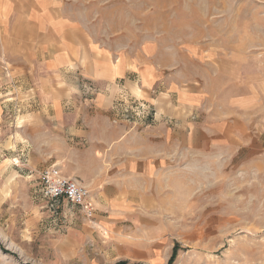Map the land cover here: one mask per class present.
<instances>
[{"label":"rangeland","instance_id":"374dc122","mask_svg":"<svg viewBox=\"0 0 264 264\" xmlns=\"http://www.w3.org/2000/svg\"><path fill=\"white\" fill-rule=\"evenodd\" d=\"M121 154L162 168L122 212ZM51 166L91 218L51 206ZM175 244L174 264H264V0H0V264H168Z\"/></svg>","mask_w":264,"mask_h":264},{"label":"crops","instance_id":"0c3cea01","mask_svg":"<svg viewBox=\"0 0 264 264\" xmlns=\"http://www.w3.org/2000/svg\"><path fill=\"white\" fill-rule=\"evenodd\" d=\"M111 69L113 72H118V73H123L125 70L124 67L123 68L120 67L119 69L116 70L115 66H111ZM50 111L54 112L53 114H56V113L61 114L60 109L58 110L50 109ZM97 113L101 114V112L98 109H97ZM91 130H92V127L87 132L83 131V126H81L80 129L77 130V132H79L80 134L78 136H80L81 139L83 140L84 137L86 138L88 136H91ZM107 137L108 136L105 135V136H102L101 139L100 138L96 139L97 147H100L101 149H105L107 147H113L115 144V141H114L115 138L112 137L110 138V141H106ZM193 139H198V136L197 137L195 136V138L193 137ZM64 144L65 143L63 142V145ZM177 144L178 142H176V146ZM200 145L201 144L198 143V141H195L192 144V149L198 150L201 147ZM180 147H183V144H181ZM116 156L119 159H116L117 158ZM123 156L124 154L113 155V157H111L113 158V161H116L118 163L116 167V169L118 168V172H117L118 175H117V179H115L114 182L110 183L111 188L113 190L110 192H108L107 190L105 191V196L111 202L112 206H117L116 210L121 211V212L124 209H126L128 205H130V207L138 206V205L141 206L137 198H135L134 200L131 199L130 201L127 199L126 201V198H124V196L126 194H129V195H133V196L135 195L138 197L139 195L145 193V186L147 185V183H149V181L151 180V177L153 175H161V169H162L160 161H158L157 159H153L150 154H148V156L144 154H142V156L138 154H133V155H127V157L122 158ZM95 171H96V175H94L93 178H94V181H96L97 183V182H100L101 178L104 177V175H99L98 169H95ZM65 176L68 178L77 180L75 177H71L68 175H65ZM77 181L83 186L87 187L81 181L79 180ZM96 187H97V184H96ZM87 188L89 189V187ZM100 196H101V193H96L95 199L100 200L99 199Z\"/></svg>","mask_w":264,"mask_h":264},{"label":"built area","instance_id":"2783aa9c","mask_svg":"<svg viewBox=\"0 0 264 264\" xmlns=\"http://www.w3.org/2000/svg\"><path fill=\"white\" fill-rule=\"evenodd\" d=\"M40 180L42 190L51 201L52 207L57 208L66 201L68 205L84 209L89 218L93 216L89 189L77 180L66 177L58 167L44 169L40 174Z\"/></svg>","mask_w":264,"mask_h":264},{"label":"trees","instance_id":"16d2710c","mask_svg":"<svg viewBox=\"0 0 264 264\" xmlns=\"http://www.w3.org/2000/svg\"><path fill=\"white\" fill-rule=\"evenodd\" d=\"M180 249V246L178 244H175L174 248H173V252H172V255L169 259V262L168 264H174L176 258H177V255H178V251ZM118 264H128V263H125V262H120Z\"/></svg>","mask_w":264,"mask_h":264}]
</instances>
